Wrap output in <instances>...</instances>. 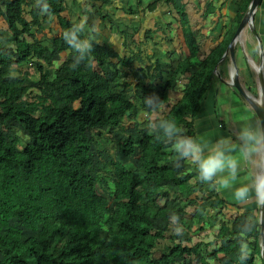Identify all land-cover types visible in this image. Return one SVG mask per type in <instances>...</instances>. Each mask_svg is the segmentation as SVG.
Segmentation results:
<instances>
[{
    "label": "trees",
    "instance_id": "1",
    "mask_svg": "<svg viewBox=\"0 0 264 264\" xmlns=\"http://www.w3.org/2000/svg\"><path fill=\"white\" fill-rule=\"evenodd\" d=\"M109 1L77 4L79 9L95 7L113 23L101 14ZM156 2L149 0L147 10L152 12ZM161 2L175 13L187 48L181 58L168 52L176 60L165 79L157 61L127 74L112 59L127 66L140 58L131 56L126 64L102 44H94L87 60L73 69L76 52L62 33L76 23L61 15L63 0H47L50 14L40 17L36 0H0V18L8 31V40L0 37V264H209L207 259L241 264L246 221L254 227L246 237L251 252L243 264H262L258 216L229 204L209 183L200 189L209 192L200 201L190 197L202 186L195 165L182 161L177 166L170 145L154 138L149 120H138L140 112L152 113L144 97L155 94L168 107L153 120H174L194 137L200 103L211 84L222 80L217 64L226 59L228 52H223L249 0H240L221 39L202 58L182 1ZM125 6L124 13H136ZM25 8L29 20L23 17ZM46 15L55 17L59 32L44 45L34 35L48 24ZM27 64L34 67L36 80L26 71L4 74V69ZM181 77L180 95L168 104L170 88ZM213 97L216 112L215 93ZM37 98L47 103L38 104ZM95 187L106 196L95 193ZM226 207H233L234 214L216 221L210 240L174 236L163 244V252L153 255L170 227H203V209L220 212ZM173 214L180 219L173 222ZM201 245L212 247L202 255Z\"/></svg>",
    "mask_w": 264,
    "mask_h": 264
},
{
    "label": "rangeland",
    "instance_id": "2",
    "mask_svg": "<svg viewBox=\"0 0 264 264\" xmlns=\"http://www.w3.org/2000/svg\"><path fill=\"white\" fill-rule=\"evenodd\" d=\"M63 0L64 9L61 11V15L68 18L73 23L81 22L84 17L87 15L89 20V25L92 23H97L99 25V32L98 38L102 41L100 44L104 45L110 50L115 51L119 55L122 56L123 61H126V64L129 62L131 56H137L139 62L136 59H131L130 65H122L121 63L117 62V59H112L113 62L116 61V66L118 68H123L127 70L142 67L143 65L158 63L159 69L162 71V77L165 79L168 75V71L170 70L171 66L175 62L176 58L175 55H169V51L173 50L175 54L181 58L187 54L186 45L183 42L182 34L179 27V22L175 16V13L171 9L170 6H166L161 2V0H157L155 4V9L152 12L148 11L146 8L147 1L149 0H141V2L137 5L136 0H110L107 4L102 5L103 10L101 14H107V17L110 18L113 23H109L107 20L102 19L98 12L96 11L95 7L89 8L87 4L78 8L77 2L79 0ZM184 4V9L187 13L189 24L191 27V31L194 35L196 43L200 48L198 50V57L202 58L203 55L209 50V45L214 44L218 41V39L223 35L227 24L233 17L237 6L240 0H181ZM99 2V1H98ZM131 6V8L136 9V13H124L122 9L125 6ZM204 8L206 9L205 13L203 14ZM127 9V8H125ZM171 9V11H170ZM27 8L23 11V17L26 20H29L30 17L27 12ZM260 11V9H259ZM254 13V12H253ZM41 13H39L40 17ZM242 17V16H241ZM46 20L48 24L43 28L41 31L35 33V38L41 44L47 45L49 37L58 34L59 26L55 19V17L46 15ZM215 18H218L217 24L213 27V21ZM211 31V32H209ZM208 36V37H207ZM212 36V37H210ZM0 37L2 40H8V31L6 29V25L3 20L0 18ZM241 37H237V40L240 41ZM242 41V40H241ZM9 43L8 41H6ZM114 42V43H113ZM200 43V45H199ZM237 46V43L235 44ZM198 48V49H199ZM238 48V47H237ZM239 50V49H238ZM245 52V51H244ZM243 52V53H244ZM242 52L237 51L235 59V66L238 67L240 63L244 65L247 63L246 56L243 55ZM260 56L258 52H256V57ZM64 58V54L62 53L59 56L58 61L53 62V67L56 66L62 59ZM248 58V57H247ZM233 59V60H234ZM249 60V73L252 75V88L254 89L253 93H250L244 85L241 84L238 70H237V77L240 84L243 88L248 92V94L254 98L261 99V102L264 104V92L263 90L260 91L259 82H258V72L263 73L264 67L261 63L258 62V59L255 61ZM260 65V67H259ZM258 68L259 71L256 69ZM219 69L222 72V80L228 82L230 73L233 71V64L228 58V53L226 59L220 62V65H217V70ZM17 71H26L30 80H36L37 74L34 72V67L31 64L23 65L20 67H11L9 69H4V74L10 73L15 74ZM145 71V70H144ZM216 74V73H215ZM123 80L129 81L131 79L130 76H122ZM182 77L178 78L174 81L170 91L168 93V104L174 102L180 95V87L182 83ZM222 80H218L217 88H221V90H227V86L221 83ZM156 83L162 84V81L155 80ZM214 82V86H215ZM211 88V86H210ZM259 90V91H258ZM29 91L32 94H37V91L34 88H30ZM230 92V91H229ZM237 98H241L245 103V109H249V105L247 102L239 95L234 93ZM259 94V95H258ZM230 95V94H229ZM262 96V97H261ZM206 97V95H205ZM205 99V98H204ZM240 100V99H239ZM242 100H240L242 102ZM36 103L38 104H46L47 101L37 98ZM207 102L202 100L200 103V110L205 109ZM216 107L219 108L217 100H215ZM247 105V106H246ZM167 105H162L158 112H152L150 115L145 114L144 112H140L138 114V120L144 121L153 120V118L163 111L167 109ZM211 107V105H210ZM213 109L207 110L210 114ZM220 110V111H219ZM217 110L218 114L221 112V108ZM251 111V110H250ZM253 112V111H252ZM197 113V116L194 118V128H197L196 136H203L209 143L210 138L212 139L214 135L217 133V129L214 127L205 130L203 127V120ZM225 115V114H224ZM222 120L226 123L228 127L227 120L223 118V115H219ZM220 118L218 120H220ZM254 118V117H253ZM210 120V119H208ZM231 130V133L234 132V129L228 128ZM236 132V131H235ZM216 139V137H214ZM109 153L114 155V149L109 148ZM115 156L121 158V155L116 152ZM254 159V160H253ZM251 160V159H250ZM245 161V166L248 171H252L254 174V178L258 173L263 172V164L260 157L252 158V161ZM251 162V164L249 163ZM187 162V161H186ZM191 164L190 162H188ZM193 182V179L190 180ZM208 183H201L202 185L198 191L193 192L190 194V197H197L200 201L204 195L208 193L200 191L205 185ZM251 187L250 184H248ZM215 191L216 188L213 187ZM94 192L100 194L102 196H106L103 192L100 191L98 187L94 188ZM233 199L234 196H233ZM229 202V201H228ZM231 203V202H230ZM240 206V205H239ZM251 210L258 216L259 213V200L256 198H251L247 203L244 204L243 207ZM191 212V207L187 209ZM235 209L233 207H226L220 210V212H215L212 209L205 208L203 209V218L204 222L202 224L203 227L194 225L190 231L183 229L182 235H177L174 232L175 227H170L166 233L161 236L158 240L157 245L154 247L153 255L157 256L159 253L163 252V244H165L168 238L177 236V237H184V236H191V242L197 241H208L212 238V234L215 232V223L221 217L222 219L228 220L234 214ZM175 239V238H174ZM212 246H204L201 245L199 251L202 255H204L205 251L210 249ZM209 264H218L216 261L207 259Z\"/></svg>",
    "mask_w": 264,
    "mask_h": 264
},
{
    "label": "clouds",
    "instance_id": "3",
    "mask_svg": "<svg viewBox=\"0 0 264 264\" xmlns=\"http://www.w3.org/2000/svg\"><path fill=\"white\" fill-rule=\"evenodd\" d=\"M36 3L41 14H50L47 0H36ZM98 32L99 25H89L86 15L81 22L62 33V38L76 52L71 65L73 69L87 60L93 52L94 44L102 42L98 38ZM255 50L264 55V43L257 42ZM144 103L149 112H158L161 108L160 98L155 94L144 97ZM148 127L157 141L170 145L175 153L174 163L177 166H180L182 161L195 165L198 180L211 184L217 191L233 188L238 181L242 163L264 154V121L253 124L245 118V122L235 134V139L232 136L219 135L214 143H209L203 136L187 135L186 129L174 120L150 119ZM233 195L239 202H247L253 196L257 200L264 199V172L256 175L251 187L248 184L236 187ZM179 219L176 214L171 216L173 222ZM253 227L254 223L247 221L242 226L239 255L241 264L248 259L251 252L246 237ZM173 230L177 235L183 234L181 225Z\"/></svg>",
    "mask_w": 264,
    "mask_h": 264
},
{
    "label": "crops",
    "instance_id": "4",
    "mask_svg": "<svg viewBox=\"0 0 264 264\" xmlns=\"http://www.w3.org/2000/svg\"><path fill=\"white\" fill-rule=\"evenodd\" d=\"M238 36L241 37V39L240 41L237 39L235 40L234 44L237 43V46L233 45V51H234L233 55L234 57H236V55H238L237 51H240L242 53L245 51L243 55L246 56L247 63L245 65L243 63H240L238 67L236 66L235 67L238 70V75H239L241 84L244 85L246 89L250 88V90H252L253 89L252 88V77H251L252 75L249 73L250 65H249L248 58L252 61H255L256 59H258V62L261 63L264 67V55H260V56L258 55V57H256L257 51L255 50V46L257 42L264 43V0H259L257 6L254 9V13L252 14L251 22L249 23V25L245 26L241 30ZM221 37L218 39V41L221 39ZM216 43L209 45L210 46L209 49L214 47ZM198 50L200 51V48ZM203 52H207V51H203ZM234 62H235V59H234ZM218 64L220 65V62ZM261 77L263 80V92H264V71L263 73H261ZM214 82L216 83L215 86H214ZM214 82L211 84V88L209 89V91H207L206 97L204 99L207 102L206 107L205 109L201 110L200 114L198 115V117L200 116L201 119L203 120V125L201 127H203L205 130H208L212 127L213 128L215 127L217 129L216 135H214L212 139L210 138L211 140L210 143H214L216 140L214 139V137L217 138L219 135L232 136L233 139H235V134L238 132L242 123L245 122V118H247V120L251 121L253 124L257 122V119L254 113L252 112V109L250 107L249 108L251 111L249 109H245L244 107L245 103L240 97L237 98L235 96L234 93L236 94L238 93L231 85H229L226 81L222 80L221 83L227 86V90L222 91L221 88H217L218 81H214ZM214 93L216 96L215 100H217L218 106L220 104L219 108H221V112H219V114L217 112V110H219L218 107H216V112H214V107H213V100H214L213 94ZM250 93H253V92H250ZM239 99L242 100V102ZM209 109H213L212 110L213 114L212 113L210 114L209 112H207V110ZM219 115H223V118L227 120L228 127L226 126V123L224 122V120L220 118ZM219 118L220 120H218ZM228 128L234 129V132L231 133V130H229ZM196 132H197V128H195V135H196ZM259 157L262 160V154ZM250 161H252V159ZM250 161L249 163L251 164ZM246 166H245V162H243L241 165L238 181L234 185L233 188L217 191L219 192V195H222L227 200V202L229 201L228 202L229 204L241 206L249 201L248 200L247 202H239L236 199H233V196H234L233 192L236 187H240L243 184L251 185L252 180L254 179L253 172L251 170L248 171L246 169ZM253 198L255 197L253 196Z\"/></svg>",
    "mask_w": 264,
    "mask_h": 264
},
{
    "label": "water",
    "instance_id": "5",
    "mask_svg": "<svg viewBox=\"0 0 264 264\" xmlns=\"http://www.w3.org/2000/svg\"><path fill=\"white\" fill-rule=\"evenodd\" d=\"M259 0H249L247 7L240 18L238 24L236 25L234 32L227 44L226 51L223 52V55L228 52V57L230 58L233 64V71L230 73L229 81L227 82L231 85L236 92L247 102L249 107L252 109L257 121H264V104L261 102L260 97L254 98L248 94V92L240 84L237 77V69L233 60V45L241 30L249 25L251 22V17L254 12L255 7L257 6ZM258 82L259 90H263V80L260 72H258ZM258 90V91H259ZM259 95V94H258ZM262 164L264 172V154H262ZM258 222H259V247H260V257L262 259V264H264V199L259 200V213H258Z\"/></svg>",
    "mask_w": 264,
    "mask_h": 264
},
{
    "label": "bare ground",
    "instance_id": "6",
    "mask_svg": "<svg viewBox=\"0 0 264 264\" xmlns=\"http://www.w3.org/2000/svg\"><path fill=\"white\" fill-rule=\"evenodd\" d=\"M254 19V18H253ZM253 24V23H252ZM235 45V44H234ZM234 52V51H233ZM234 59V58H233ZM259 67H260V65H259ZM258 71H259V69L258 68H256ZM262 97V96H261Z\"/></svg>",
    "mask_w": 264,
    "mask_h": 264
}]
</instances>
